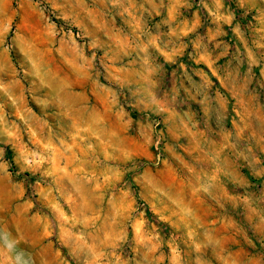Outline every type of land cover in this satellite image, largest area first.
Returning <instances> with one entry per match:
<instances>
[{
  "label": "rangeland",
  "instance_id": "374dc122",
  "mask_svg": "<svg viewBox=\"0 0 264 264\" xmlns=\"http://www.w3.org/2000/svg\"><path fill=\"white\" fill-rule=\"evenodd\" d=\"M220 1L165 65L122 0H0V264H264V0Z\"/></svg>",
  "mask_w": 264,
  "mask_h": 264
},
{
  "label": "crops",
  "instance_id": "0c3cea01",
  "mask_svg": "<svg viewBox=\"0 0 264 264\" xmlns=\"http://www.w3.org/2000/svg\"><path fill=\"white\" fill-rule=\"evenodd\" d=\"M126 4L127 20L135 19L140 28L144 49L158 52L163 57L164 64L174 63L176 52L183 48L178 40L187 35L195 37L205 34L207 43L214 40L212 45L223 36L222 27L233 25L232 31H237V23L232 12L223 13L220 0H122ZM211 15V27H203V15ZM147 22L150 26L146 27ZM197 39V38H196ZM198 41V40H197ZM201 46V43L198 42ZM203 46V45H202Z\"/></svg>",
  "mask_w": 264,
  "mask_h": 264
},
{
  "label": "built area",
  "instance_id": "2783aa9c",
  "mask_svg": "<svg viewBox=\"0 0 264 264\" xmlns=\"http://www.w3.org/2000/svg\"><path fill=\"white\" fill-rule=\"evenodd\" d=\"M36 2H38L39 4H43L42 3V0H35ZM246 18L249 20V22L252 20V19H254V17L251 15V13H249V12H246ZM206 21H207V18L205 17V16H203V26H204V24L206 23ZM202 26V27H203ZM201 31L203 32V28L201 29ZM153 125H154V127H155V129H156V144H159V141L161 140V127H160V125H161V123H160V121L159 120H157V119H154L153 120Z\"/></svg>",
  "mask_w": 264,
  "mask_h": 264
}]
</instances>
